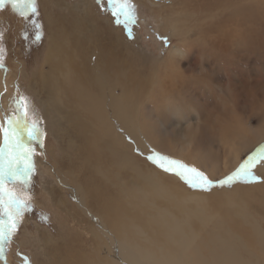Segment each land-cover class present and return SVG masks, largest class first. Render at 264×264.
I'll list each match as a JSON object with an SVG mask.
<instances>
[{
    "label": "rangeland",
    "instance_id": "374dc122",
    "mask_svg": "<svg viewBox=\"0 0 264 264\" xmlns=\"http://www.w3.org/2000/svg\"><path fill=\"white\" fill-rule=\"evenodd\" d=\"M85 1L0 3V64L8 70L5 75L0 69V128L8 129L9 119L19 118L37 124L41 133L38 139L23 138L31 153L12 165L23 172L30 164L27 182L6 178L0 189L4 201L11 193L29 206L2 246L0 264L122 262L93 218L77 205L68 188L74 177L87 209L109 231L119 228L110 234L120 243L162 260L170 257L174 264H264V163L251 169L256 181L210 191L191 189L177 175L223 180L248 156L264 150V0H205L202 6L191 0L178 8L180 19L167 11L169 20L164 4L155 0ZM119 5L126 14H113ZM50 13L59 21L56 35L64 32L60 21L76 18L87 27L90 15L110 38L121 35L124 40L113 41L121 47L110 91L112 124L102 128L100 140L94 139L99 128L93 125L88 126L93 132L69 128L77 145L73 156L69 138L60 137L67 125L46 106L47 94L38 82L51 74ZM179 21L176 30L173 24ZM200 25H206L204 34L201 29L198 35L191 33ZM175 45L185 47L179 52ZM123 64L142 65V76L126 79ZM157 65L158 80L149 71ZM77 110L70 104L68 116ZM224 115L228 123L221 126L218 120ZM139 119L146 122L142 129ZM10 151L0 131V167L5 171ZM105 176L112 177V184ZM140 177L155 183L140 184ZM93 180L103 182L108 195L120 197L114 203L119 207L111 203L116 213L104 212L102 205L110 203L87 193L95 188ZM176 228L184 233L180 240Z\"/></svg>",
    "mask_w": 264,
    "mask_h": 264
},
{
    "label": "bare ground",
    "instance_id": "6f19581e",
    "mask_svg": "<svg viewBox=\"0 0 264 264\" xmlns=\"http://www.w3.org/2000/svg\"><path fill=\"white\" fill-rule=\"evenodd\" d=\"M163 1H168V2H163ZM190 1L191 0H180V1L155 0V3L160 5L164 4V10H166L165 14L167 19L169 20L170 17L167 11H171L177 19H180L178 8L180 7L181 4L191 5ZM197 1H200L202 6L205 0H197ZM197 1L195 0V2ZM82 3L85 4L86 1L82 0ZM209 4L210 3L206 4V6ZM258 10L260 9H257V11ZM53 17H54L53 14L50 13L49 19L52 27L51 30L52 41L49 47V52H50L49 62L52 64L51 74L48 77L41 78L38 82H42L43 89L47 94L45 101L46 106L51 110H57L56 113L59 114L60 120H64L65 125H67V129H64L65 126L61 128L62 133H60L61 135L60 137L65 142L66 139L69 138V141L67 143L68 151L71 154V156H73L74 155L73 151H77V145H75L76 143L74 138L75 135L73 136L72 134H70L71 130L69 128L75 130L74 132H77L80 129H87L89 131H92L88 129V126L93 125L94 128L96 129L99 128L98 133L94 136V139L100 140L102 138V133H103L102 128L110 127L112 124L111 117L113 115L111 114L110 91L114 77L113 66L119 56L118 49H120L121 47L119 44H117L116 46L118 48H116L113 45V41L117 40L118 38H120L121 40L123 39L121 35H118L117 39L113 40L108 36L106 29L103 30L105 31L104 34V32L99 28L98 21L92 20L91 19L92 16L90 15H89L90 18L89 22H91L92 25H89L87 27H84L83 23L77 20L75 17H74L75 20H73V22L72 20H70L69 22L60 21V25L62 26L64 32H62L60 35H56L59 21L58 19L54 20ZM197 21L199 22L201 20H197ZM198 22L197 25L202 24V22L201 23ZM173 25L175 26L176 30H179L180 21ZM205 26L206 25H200L198 27L196 26L195 28L193 27L191 33L198 35L196 33V30L201 29L202 33L204 34ZM101 31H102V37H101ZM68 32H70L71 34H68ZM184 36H187V34H184ZM183 40L185 39L183 38ZM184 47L185 45H183L180 48L177 45H175V49L179 52H181ZM157 62L160 63L161 61L158 60ZM141 66L142 65H136L135 67H130L127 64H123L121 66V72L126 79H129L131 76L141 77L142 71H138ZM179 67L180 66H178L177 68ZM0 69L5 75L8 74V70L1 64H0ZM159 69H161V67L157 65L156 67L151 68V70H149L152 76L154 77V79L156 80L159 79L158 77V73L160 72ZM169 74L171 75V71L169 72ZM151 85L153 87H159L156 83H153ZM153 87L149 88L151 92L155 91ZM2 95L3 94L1 93L0 97ZM162 96L163 94H160L159 96L155 97V99L162 98ZM1 99H3V96L1 97ZM70 104H73L77 107L78 110L76 116H72V117L68 116V109ZM130 104L133 105V102L131 101ZM116 107L118 109H121L118 105H116ZM226 108L227 107H224L225 110ZM0 109H2V106H0ZM130 113L134 114V112L131 110ZM2 115L4 119H6L4 112ZM138 123L140 129L145 127L146 124L145 120L139 119ZM218 123L221 126L226 125L228 123L226 120V115H224L222 119L218 120ZM108 132L111 135V130H108ZM79 146L80 149H82V146L81 145ZM157 165L159 166V164ZM74 179L72 183L74 185L72 186L68 185L69 186L68 188H70L72 194L75 195L77 205L93 218V220L95 221L98 227L100 234L103 235V237L108 240L109 243L108 245H110L112 250L118 256H120L122 262L118 264H137L138 262L140 264H174V259L170 257L162 260L158 257H155L150 252H142L123 241L121 243L118 242L116 238L112 236L110 233L112 231L121 232L119 228L115 226L112 231H109L102 222L96 219L95 215H93L87 209L85 194L80 186L75 185ZM165 179L169 180L171 179V177L165 176ZM105 182L107 184H112L113 182L112 177L105 176ZM139 182L140 184H146L150 186L155 183L154 180L149 177H140ZM93 183L95 188L88 190L87 193L91 196L97 197L100 200L105 201L106 203H110V205L107 207H104L100 202L97 203L98 205L99 204L102 205V209L104 212L112 211L116 213L117 209L113 206V204L116 203L120 199V197L115 198L113 195H108L103 182H97L93 180ZM122 191L123 190H121V193ZM190 200L191 202H194L192 198H190ZM114 205L119 207L120 204H114ZM137 228H138V234L140 235L142 229L139 227ZM176 230H177V236L179 238L177 240H180L184 233H182V230L180 228H176ZM127 254L128 257H124V255Z\"/></svg>",
    "mask_w": 264,
    "mask_h": 264
},
{
    "label": "snow or ice",
    "instance_id": "6c2138e0",
    "mask_svg": "<svg viewBox=\"0 0 264 264\" xmlns=\"http://www.w3.org/2000/svg\"><path fill=\"white\" fill-rule=\"evenodd\" d=\"M3 2H5V0H0V3ZM11 2L15 6L16 0H11ZM112 7L114 9L117 8V3H113ZM113 14L116 16L126 14L125 6L119 5V12H114ZM117 22L119 23V20H117ZM126 26L127 20L125 21V27ZM0 131H4L5 143L11 145L13 148V151H10L8 156V170L5 171L3 167H0V189L3 188L6 178L26 183L27 181L25 180V177H28V174L32 170L30 164L24 165L23 172H20L18 167L13 168L12 165L13 163L18 165L31 153V149H28L27 146L23 144V138L26 136L29 140L38 139L41 135L39 127L35 123L30 124L26 119L21 120L17 118L13 120L10 118L8 129L0 128ZM258 162L264 163V150H261L255 155L248 156L239 169L223 180L211 181L199 173L191 179L184 177L183 173H177V175H180L183 179H185V183L191 189L210 191L214 187L222 188L241 181L245 183L256 181L257 177L253 174L251 169ZM28 207L29 206L26 202L18 198H13L11 193L8 194L7 201H4L3 198L0 197V210H2V216H0V251H2V246L4 244L10 242L13 229L18 226V218L21 217L23 211L28 209Z\"/></svg>",
    "mask_w": 264,
    "mask_h": 264
},
{
    "label": "flooded vegetation",
    "instance_id": "af4514ba",
    "mask_svg": "<svg viewBox=\"0 0 264 264\" xmlns=\"http://www.w3.org/2000/svg\"><path fill=\"white\" fill-rule=\"evenodd\" d=\"M21 4H25L26 0H18Z\"/></svg>",
    "mask_w": 264,
    "mask_h": 264
},
{
    "label": "water",
    "instance_id": "95a60500",
    "mask_svg": "<svg viewBox=\"0 0 264 264\" xmlns=\"http://www.w3.org/2000/svg\"><path fill=\"white\" fill-rule=\"evenodd\" d=\"M5 126H6V124H5ZM7 153H8V151H7ZM7 160H8V158H7Z\"/></svg>",
    "mask_w": 264,
    "mask_h": 264
}]
</instances>
